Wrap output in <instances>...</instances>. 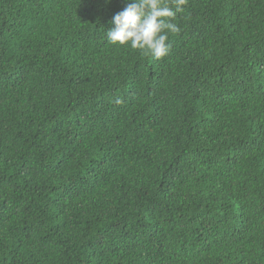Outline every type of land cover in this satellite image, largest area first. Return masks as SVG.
Wrapping results in <instances>:
<instances>
[{
  "label": "trees",
  "instance_id": "trees-1",
  "mask_svg": "<svg viewBox=\"0 0 264 264\" xmlns=\"http://www.w3.org/2000/svg\"><path fill=\"white\" fill-rule=\"evenodd\" d=\"M130 2L0 0V264H264V0Z\"/></svg>",
  "mask_w": 264,
  "mask_h": 264
},
{
  "label": "clouds",
  "instance_id": "clouds-1",
  "mask_svg": "<svg viewBox=\"0 0 264 264\" xmlns=\"http://www.w3.org/2000/svg\"><path fill=\"white\" fill-rule=\"evenodd\" d=\"M186 3L187 0H132L112 18L107 40L114 45H130L155 59L163 58L171 48L168 33L180 31L173 20Z\"/></svg>",
  "mask_w": 264,
  "mask_h": 264
}]
</instances>
